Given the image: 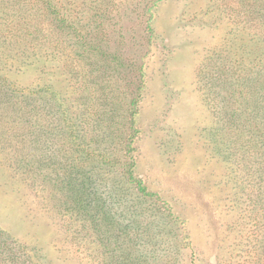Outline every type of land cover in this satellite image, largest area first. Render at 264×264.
Wrapping results in <instances>:
<instances>
[{"label":"rangeland","instance_id":"1","mask_svg":"<svg viewBox=\"0 0 264 264\" xmlns=\"http://www.w3.org/2000/svg\"><path fill=\"white\" fill-rule=\"evenodd\" d=\"M0 264H264V0H0Z\"/></svg>","mask_w":264,"mask_h":264}]
</instances>
